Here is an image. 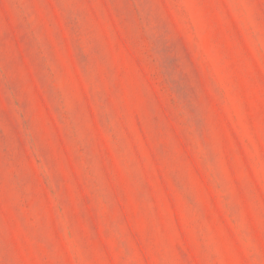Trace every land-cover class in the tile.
<instances>
[{"label": "rangeland", "instance_id": "374dc122", "mask_svg": "<svg viewBox=\"0 0 264 264\" xmlns=\"http://www.w3.org/2000/svg\"><path fill=\"white\" fill-rule=\"evenodd\" d=\"M0 264H264V0H0Z\"/></svg>", "mask_w": 264, "mask_h": 264}]
</instances>
